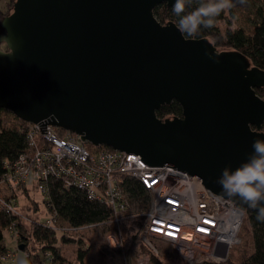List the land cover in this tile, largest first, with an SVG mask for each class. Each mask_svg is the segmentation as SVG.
Wrapping results in <instances>:
<instances>
[{
  "label": "water",
  "instance_id": "1",
  "mask_svg": "<svg viewBox=\"0 0 264 264\" xmlns=\"http://www.w3.org/2000/svg\"><path fill=\"white\" fill-rule=\"evenodd\" d=\"M162 3L174 0H16L0 24V109L42 133L51 124L186 172L227 198L217 177L264 138V71L161 23L153 10ZM174 100L182 115L158 118Z\"/></svg>",
  "mask_w": 264,
  "mask_h": 264
},
{
  "label": "built area",
  "instance_id": "2",
  "mask_svg": "<svg viewBox=\"0 0 264 264\" xmlns=\"http://www.w3.org/2000/svg\"><path fill=\"white\" fill-rule=\"evenodd\" d=\"M38 124L27 123L30 152L21 154L0 181L11 194H16L20 186L26 187L31 178L50 206L47 184L51 179L60 180L64 188L79 189L88 200L107 206L111 222L118 227L129 218L127 181L134 180L146 191L148 208L130 217L142 219L137 237L148 250L156 252L152 241L159 239L178 246L187 264L220 263L241 243L239 231L245 210L213 193L192 175L167 166L147 165L134 153L94 146L51 124H46V133H42ZM9 198H0L1 208L22 217L15 198ZM96 225L57 224L55 212L42 224L62 233L82 232ZM10 232L13 238L18 237L14 225ZM106 240L111 249L122 247L118 230L107 234ZM10 253L5 252L2 259L13 260L14 254ZM46 256L51 258L49 253Z\"/></svg>",
  "mask_w": 264,
  "mask_h": 264
},
{
  "label": "trees",
  "instance_id": "3",
  "mask_svg": "<svg viewBox=\"0 0 264 264\" xmlns=\"http://www.w3.org/2000/svg\"><path fill=\"white\" fill-rule=\"evenodd\" d=\"M15 1L16 0H7V10L5 13H1L0 9V15L5 17L10 14L13 10ZM201 2L202 0H187L185 12L192 11L195 7L199 6ZM10 9L12 10L8 13ZM153 13L157 20L163 24L169 21L175 22L176 25L178 23V17H176L173 12V6L169 7L166 3L156 6ZM223 22L224 16L222 12L215 18V24L212 28L202 29L197 35L192 37H188L184 34L183 36L186 38L207 39L208 41H211L209 37L214 38V42L211 41V43L217 50L218 47H227L230 48V50H235L247 57L251 61V64L264 71V0L263 6L256 10L249 30L243 28L235 30L228 29L225 31V34L221 36L219 24ZM256 92L264 99V86L256 89ZM4 113H7V110L0 109V181L4 174L9 171L10 165H12L21 154L30 152L26 136L27 123L17 118L14 114H11V121H6L2 116ZM156 115L160 119L180 117L182 115V110L179 103L174 100L169 104L162 105L156 111ZM261 131L264 132V122ZM47 186L49 189L50 206L46 204V207L49 214L52 212L57 214V224L69 227H79L87 224L98 225L82 232L62 233L61 231L43 227L42 224L44 222H39L36 219H33L32 223L27 225L21 222L18 216L7 213L4 208H1L0 203V264L6 262V260L2 259V256L8 251L4 242V233L7 231L11 235L10 229L12 225H14L18 232V237L16 238L17 246L19 247L20 244H24L23 251L28 254L31 264L71 263V260H69V262L68 259L64 258L61 247H59L62 242L64 243L67 241H73L77 244L78 250L75 260L78 259L80 264H84L83 258H85L86 253L90 250V244L88 243L84 248H82L80 244H84L85 241H88L89 238H87V234L93 232L92 230L102 233L104 239L105 235L118 230L122 248L130 244V242L137 237L138 226L142 222V219L140 217L132 218L130 216L142 213L148 208L146 191L137 181H127V191L130 197V207L127 211L129 218L122 221L118 227L111 222V210L103 204L88 200L83 191L76 188H64L62 182L55 179L49 180ZM23 190L26 192V196L29 197L27 193L28 189L25 186ZM9 192L5 184H0L1 199L5 201L10 199V196L7 197L6 195ZM32 202L35 205L37 204L35 201ZM239 237L241 243L244 239L249 240L252 245V250L250 253L241 256L236 262L228 258V261L221 264H264V223L256 220L255 210L249 208L245 210ZM104 243L106 250H113L109 247L107 242ZM140 243L146 248L142 242ZM116 251H119V249H116ZM48 253L51 256L50 259L46 256ZM150 262L152 264H164L153 255L150 257ZM183 263L187 264L184 260ZM203 264L214 263L204 262Z\"/></svg>",
  "mask_w": 264,
  "mask_h": 264
},
{
  "label": "rangeland",
  "instance_id": "4",
  "mask_svg": "<svg viewBox=\"0 0 264 264\" xmlns=\"http://www.w3.org/2000/svg\"><path fill=\"white\" fill-rule=\"evenodd\" d=\"M6 1L7 0H0L1 13H5L7 10ZM262 6L263 0H233V7L223 12L224 22L219 24L221 36L224 35L225 31L228 29L235 30L243 28L249 30V26L252 24L257 8ZM11 10L12 9H10L8 13L11 12ZM3 17L4 16L0 15V20H2ZM2 35L3 31L0 28V38H2ZM209 39L214 42V38L209 37ZM0 50H6V44L2 39H0ZM229 50L230 48L227 47H218V51ZM11 114V112L7 111V113L2 114V116L6 121H11ZM62 133L63 132L60 131V134ZM26 188L28 189L27 193L29 197L26 196L23 186L16 188L15 196L10 192L6 194L7 197L12 195L16 198L17 210L22 215L20 221L27 225L31 224L33 219H36L39 222H45L50 217V214L46 207L44 196L33 186V180H31V178L27 181ZM32 201H35L37 204L35 205ZM92 231L93 232L87 234V238H89L88 241H85L84 244H80L82 248L88 245V243L90 244V250L86 253L85 258H83L84 264H152L150 262L151 255L157 257L164 264H184L180 249L178 246H175L170 242L154 239L152 245L156 248V252H152L141 245L138 237H136L124 248H119V251H116V249L110 251L105 249L104 242H107V235H105L104 239L102 233L98 231L94 232V230ZM4 242L7 250L11 252L10 254H14V260H6L4 264H15L18 256L26 254V252L20 251L16 239L13 237L11 238L10 233L7 231L4 233ZM59 247H61V252L64 258L68 259V261L71 260V263L68 264H80L78 259L75 260L78 250L75 242H62ZM235 247H233L234 249L232 248L233 250L231 249L232 251H230L228 256V258L233 259L235 262L238 261L241 256L250 253L252 250L250 241L245 239L242 243L237 245L236 248ZM228 258L220 263L214 262V264L225 263L229 260Z\"/></svg>",
  "mask_w": 264,
  "mask_h": 264
},
{
  "label": "clouds",
  "instance_id": "5",
  "mask_svg": "<svg viewBox=\"0 0 264 264\" xmlns=\"http://www.w3.org/2000/svg\"><path fill=\"white\" fill-rule=\"evenodd\" d=\"M186 2L174 0L173 12L178 17V31L188 37L212 28L215 18L233 7V0H202L192 11L185 12ZM4 22L0 20V24ZM209 57L219 62L214 53ZM251 149L248 158L236 168L226 165L216 183L225 197L238 198L249 209L255 210L258 222L264 223V138L254 139ZM15 264H31V261L27 254H21Z\"/></svg>",
  "mask_w": 264,
  "mask_h": 264
}]
</instances>
